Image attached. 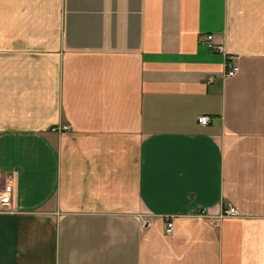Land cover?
<instances>
[{
	"label": "crops",
	"instance_id": "1",
	"mask_svg": "<svg viewBox=\"0 0 264 264\" xmlns=\"http://www.w3.org/2000/svg\"><path fill=\"white\" fill-rule=\"evenodd\" d=\"M5 182L0 264H264V0H0Z\"/></svg>",
	"mask_w": 264,
	"mask_h": 264
},
{
	"label": "built area",
	"instance_id": "2",
	"mask_svg": "<svg viewBox=\"0 0 264 264\" xmlns=\"http://www.w3.org/2000/svg\"><path fill=\"white\" fill-rule=\"evenodd\" d=\"M200 39L203 40L211 50L213 49L221 50L222 49L221 44H216L213 42V34H210V33L203 34ZM236 71H237L236 65H229V67L225 71V75L229 77L233 76L236 73ZM207 80L212 81L213 80L212 76L207 78ZM197 121L200 124L205 125L209 122V117L206 115H200L198 116ZM10 197H11V185L9 182H5L0 187V213L9 212L6 208L10 201ZM201 214H204L203 210L201 211ZM238 215H239V211L237 210V208L232 204H227L225 207L222 208V211L217 216L210 217L209 222L215 225L216 223H218V221L221 218L225 216H238ZM172 231H173V222H172L171 216H166L164 232L165 234H170Z\"/></svg>",
	"mask_w": 264,
	"mask_h": 264
}]
</instances>
